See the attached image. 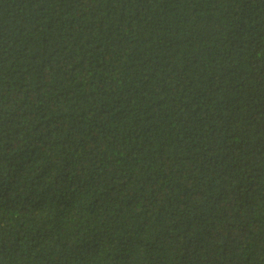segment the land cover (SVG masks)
<instances>
[{
  "label": "trees",
  "instance_id": "obj_1",
  "mask_svg": "<svg viewBox=\"0 0 264 264\" xmlns=\"http://www.w3.org/2000/svg\"><path fill=\"white\" fill-rule=\"evenodd\" d=\"M0 264H264V0H0Z\"/></svg>",
  "mask_w": 264,
  "mask_h": 264
}]
</instances>
